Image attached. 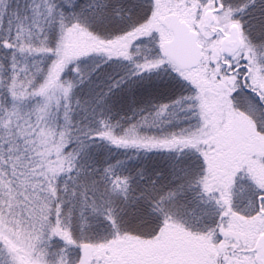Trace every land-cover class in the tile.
Wrapping results in <instances>:
<instances>
[{"label":"snow or ice","instance_id":"1","mask_svg":"<svg viewBox=\"0 0 264 264\" xmlns=\"http://www.w3.org/2000/svg\"><path fill=\"white\" fill-rule=\"evenodd\" d=\"M0 264H264V0H0Z\"/></svg>","mask_w":264,"mask_h":264}]
</instances>
